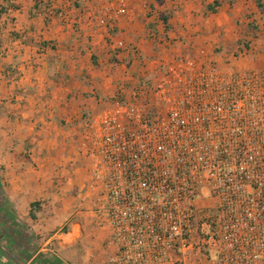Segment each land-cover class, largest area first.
I'll use <instances>...</instances> for the list:
<instances>
[{"label":"crops","instance_id":"obj_1","mask_svg":"<svg viewBox=\"0 0 264 264\" xmlns=\"http://www.w3.org/2000/svg\"><path fill=\"white\" fill-rule=\"evenodd\" d=\"M0 4V264H108L109 227L85 191L87 124L174 56L252 72L264 109V0ZM35 201L42 221L28 217Z\"/></svg>","mask_w":264,"mask_h":264},{"label":"built area","instance_id":"obj_2","mask_svg":"<svg viewBox=\"0 0 264 264\" xmlns=\"http://www.w3.org/2000/svg\"><path fill=\"white\" fill-rule=\"evenodd\" d=\"M162 67L87 124L85 191L109 227L108 264H264L255 74L182 56Z\"/></svg>","mask_w":264,"mask_h":264},{"label":"trees","instance_id":"obj_3","mask_svg":"<svg viewBox=\"0 0 264 264\" xmlns=\"http://www.w3.org/2000/svg\"><path fill=\"white\" fill-rule=\"evenodd\" d=\"M39 3V1H37ZM36 2V3H37ZM37 3V4H38ZM221 2L214 1L212 4L207 5V9L209 11L214 12L216 10V6L220 5ZM37 4H35L37 6ZM40 5V4H39ZM35 6V7H36ZM12 7H15L12 5ZM7 8L0 4V17L1 15L6 12ZM163 20L165 21L166 18L163 17ZM48 216L47 210L42 206V202L35 201L30 204V208L28 211V217L33 221H42Z\"/></svg>","mask_w":264,"mask_h":264},{"label":"rangeland","instance_id":"obj_4","mask_svg":"<svg viewBox=\"0 0 264 264\" xmlns=\"http://www.w3.org/2000/svg\"><path fill=\"white\" fill-rule=\"evenodd\" d=\"M2 20H0V22H1ZM165 47V46H164ZM239 51H241V50H238L235 54L237 55V56H239ZM180 56H182L183 57V55H180ZM175 57H177V56H174L172 59H174ZM171 59V60H172ZM195 59H197V60H199L200 58H195ZM164 69V68H163ZM142 84H144V85H146V86H150V84H149V80L148 79H146V80H144L143 82H142Z\"/></svg>","mask_w":264,"mask_h":264}]
</instances>
